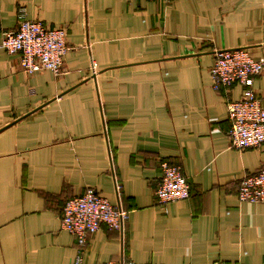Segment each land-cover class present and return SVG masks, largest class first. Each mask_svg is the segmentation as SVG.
<instances>
[{"label": "crops", "instance_id": "0c3cea01", "mask_svg": "<svg viewBox=\"0 0 264 264\" xmlns=\"http://www.w3.org/2000/svg\"><path fill=\"white\" fill-rule=\"evenodd\" d=\"M21 7L65 27L69 49L59 75L0 49V264H73L62 207L88 187L130 218L124 236L103 224L88 238L86 264H264V202L238 198L264 146H231L244 86L211 78L216 49L264 57V0H0V39ZM164 160L188 199L157 201Z\"/></svg>", "mask_w": 264, "mask_h": 264}, {"label": "built area", "instance_id": "2783aa9c", "mask_svg": "<svg viewBox=\"0 0 264 264\" xmlns=\"http://www.w3.org/2000/svg\"><path fill=\"white\" fill-rule=\"evenodd\" d=\"M171 1V0H168ZM19 25L3 32L0 49L19 54L22 69L27 73L51 70L63 71L64 57L69 49L65 27H52L27 17L25 8L18 10ZM97 65L93 63V73ZM264 69V57L256 59L249 48L216 49L211 69L212 87L228 89L235 83L244 86L243 96L227 104L231 127L228 132L231 146L238 150L264 146V95L255 88V77ZM161 177L155 189L160 204L188 199L190 185L177 165L160 163ZM120 190V185H117ZM240 202H264V167L246 174L239 183ZM130 212L120 204H113L96 189L88 187L80 196L68 199L62 207L61 227L77 238V256L73 264H86L84 252L88 238L104 224L125 235ZM98 264H168L137 263L121 258ZM216 264H223L217 262Z\"/></svg>", "mask_w": 264, "mask_h": 264}]
</instances>
